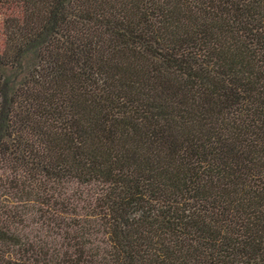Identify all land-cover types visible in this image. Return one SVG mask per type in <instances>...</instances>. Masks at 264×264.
Returning a JSON list of instances; mask_svg holds the SVG:
<instances>
[{
  "label": "trees",
  "instance_id": "16d2710c",
  "mask_svg": "<svg viewBox=\"0 0 264 264\" xmlns=\"http://www.w3.org/2000/svg\"><path fill=\"white\" fill-rule=\"evenodd\" d=\"M0 264H264V0H0Z\"/></svg>",
  "mask_w": 264,
  "mask_h": 264
}]
</instances>
